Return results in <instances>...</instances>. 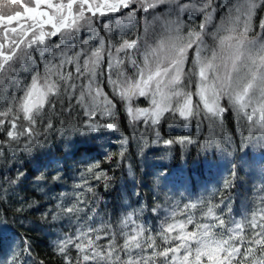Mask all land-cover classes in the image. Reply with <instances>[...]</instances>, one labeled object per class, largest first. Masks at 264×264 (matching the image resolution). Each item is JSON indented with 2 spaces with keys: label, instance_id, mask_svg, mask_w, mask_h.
<instances>
[{
  "label": "snow or ice",
  "instance_id": "6c2138e0",
  "mask_svg": "<svg viewBox=\"0 0 264 264\" xmlns=\"http://www.w3.org/2000/svg\"><path fill=\"white\" fill-rule=\"evenodd\" d=\"M22 8L0 17L7 20L0 27V153L43 148L41 140L59 131L51 116L58 103L64 109L65 98L81 109L80 122L60 132L66 142L119 132L105 84L124 102L134 128L143 115L141 139L150 132L168 151L201 147V140L222 155L237 146L264 148V20L252 23L264 0H29ZM13 21L17 26L9 27ZM139 98L151 107H134ZM165 113H178L184 129L206 124L207 136L162 137ZM226 113L241 123L240 141L221 136ZM235 163L223 188L235 187ZM80 175L79 195L60 200L50 214L49 223L71 226L54 242L61 264H264V182L241 219L230 199L213 204L202 197L175 202L149 227L140 222L143 207L114 223L99 217L95 196L85 193L93 192V181L108 187V173L99 162H85ZM10 253L0 248V264H37L26 241Z\"/></svg>",
  "mask_w": 264,
  "mask_h": 264
},
{
  "label": "trees",
  "instance_id": "16d2710c",
  "mask_svg": "<svg viewBox=\"0 0 264 264\" xmlns=\"http://www.w3.org/2000/svg\"><path fill=\"white\" fill-rule=\"evenodd\" d=\"M256 20L257 27L264 20V11L259 10ZM107 91L117 105L119 132L96 133L95 138L73 135L72 142H66L60 132L80 122L81 109L76 105L75 98L71 101L65 98L64 109L61 110L58 103L57 111L51 116L59 131L49 133L46 141L41 140L45 144L43 148L34 150L30 155L11 149L0 153V248L9 258L10 248L26 241L37 264H61L54 242L61 231H69L71 226L67 220L49 223L50 214L60 200L75 199L79 195L81 189L76 185L82 183L80 173L85 168V162H99L108 173V187L100 182H91L93 192H86L85 199L95 196V213L113 223L126 210L143 207L140 222H146L151 227L158 224L154 217L160 215L152 209H162L177 201L181 205L196 202L202 197L213 204L221 199L227 203L230 199L233 215L241 219L244 206L258 195L256 189L264 182V148L258 144L244 148L237 146L229 149L231 155H222L212 148L205 149L201 140L198 142L201 147L189 145L186 149L181 147L179 152L168 151L162 143L153 142L156 138L150 132L142 140L140 132L146 131L143 115L134 128L129 122L131 118L124 111V102L114 98L111 90ZM195 105L196 101L193 109ZM58 121L63 122L64 128ZM180 122L178 113L175 117L165 113L159 125L162 137L183 134L207 136L206 124L199 129L194 121L184 129L180 127ZM241 130L242 125L235 114L226 113L221 136L226 134L240 141ZM244 134L247 135L246 129ZM123 139H127L126 145L121 144ZM140 144L144 145L143 150L138 146ZM121 151H124L122 161L119 156ZM259 154L263 158L258 162L256 156ZM109 155L112 160L108 159ZM233 161L236 162L235 187L226 189L222 185L224 179L230 176ZM174 172L184 175L183 182L178 186L175 185V178L170 177ZM62 193L65 195L62 196ZM25 259L26 254L21 257L22 261Z\"/></svg>",
  "mask_w": 264,
  "mask_h": 264
},
{
  "label": "rangeland",
  "instance_id": "374dc122",
  "mask_svg": "<svg viewBox=\"0 0 264 264\" xmlns=\"http://www.w3.org/2000/svg\"><path fill=\"white\" fill-rule=\"evenodd\" d=\"M225 3H227V0H224ZM29 3V0H18V3L13 4L12 0H0V17H8V16H14L15 13L17 11H23L22 8V4H27ZM233 3H235V0H233ZM259 10H257L255 16L252 19V23L253 26H255V23L257 22V16H258ZM21 23H23V20H20ZM4 23H7V20L5 19L4 21L0 22V27H2V25ZM187 23V20H186ZM200 23V21L197 19L194 21V26L198 25ZM17 26V21H13L12 24L9 25V27H14ZM97 27H100V25H97ZM186 34V33H185ZM101 35H103V32L101 31ZM104 92L108 95V98L110 99V94L107 90H110L107 85L105 84L104 86ZM197 100V98L195 97V95L193 96V103H195V101ZM147 105V106H146ZM134 107H147L150 108L151 104L148 100H146L145 98H139L137 100H135V103L133 105ZM3 104L2 102H0V110H2ZM179 115V114H178ZM180 120H182V118L179 117ZM263 158V155L259 154L256 156V160L259 162L261 159ZM170 177H174L175 178V185L178 186L180 185L183 180H184V175L181 172H174L170 175ZM174 203H172L171 205L165 206L162 209H160V213L161 214L163 211H171V206L174 205ZM183 206V205H181ZM191 230V228H190Z\"/></svg>",
  "mask_w": 264,
  "mask_h": 264
}]
</instances>
